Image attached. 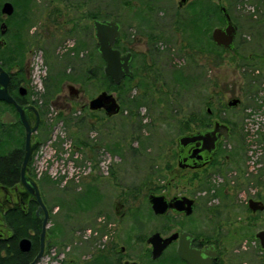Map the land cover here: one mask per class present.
<instances>
[{"label": "rangeland", "instance_id": "1", "mask_svg": "<svg viewBox=\"0 0 264 264\" xmlns=\"http://www.w3.org/2000/svg\"><path fill=\"white\" fill-rule=\"evenodd\" d=\"M77 1L61 0L49 7L48 13L55 7L61 11L59 25L45 20L32 25L8 24L5 38L10 44V49L4 54L11 56V43L21 40L22 54H25L26 58L25 66L31 70L29 88L35 95H51L53 98L49 117L54 128L51 142L45 149L47 152L45 159L57 152L58 160L62 162L52 169H48L45 162L37 170L41 169L43 174L50 172L52 176L65 175L69 178L71 175L76 176L77 172L79 175H88L74 184L71 180L67 183L61 182L58 186H53V189L45 187L46 202L53 211L49 226L54 235L53 243H59L64 262L84 258L87 260L92 255L94 248H98L97 241L101 237L90 233L88 229L93 226V229L99 228V224L104 225L100 222V219L102 221L104 219L103 215H97L98 211L93 210L92 206L87 207L83 212L74 198L72 199L71 194L70 197L64 195L58 197L60 190L74 185L76 193H80V187L91 181V176L101 177V191H104L103 195L107 197L105 200L107 210L105 208L103 210L108 215L115 218V209L110 208V205L120 191L127 189V208L134 212H129L133 215L130 214L127 221L128 229L137 216L142 220H148L146 204L148 192L144 190V182L154 173V175L167 174L166 166L172 159L171 155L176 151L177 139L193 126L196 119L200 121L202 117L208 124L220 121L232 127L231 140L221 144L222 150L229 151L226 154L230 155V159L224 161L222 151L221 162L216 160V166L202 174L204 181L207 180L214 188L208 191L218 198L212 206H207L223 209L221 217L223 234L225 237L229 235L227 238L229 242L226 241L223 246L224 264H264V254L260 252L259 243L254 241V235L264 231V211L253 214L248 208L250 199L264 203V186H258L254 181L256 176L264 173V143L259 141L256 148L248 142L257 128L253 122L264 124V0L214 1L226 7L240 26L234 51L208 48L206 54L192 52L193 58L189 61L190 58L182 53L179 46L182 36L175 33L174 44L162 49V51L169 49V52L164 53L168 56L162 59L166 62L160 82L163 87L154 94L162 97L164 103H160L153 109L154 111L152 110L153 116L148 119L144 117V125L153 124L152 132L150 126L137 129L139 127L137 117L129 116L130 112L136 113V109L132 107L135 106L137 88L130 89L129 100L133 102L128 103V108L122 111L129 113L126 114L127 122L121 120L125 115L106 121L102 115L93 117L88 110L81 112L80 105H84L102 91L120 97L119 87L118 89L108 87V83L103 78L105 64L93 49L96 40L92 22L82 16H87L89 12L94 14L99 12L100 19L111 18L120 23L124 21L126 24L129 19L124 17L126 15L124 0H93L90 6L87 4L83 7L79 6V10L74 7ZM179 1L167 0L164 11L160 9L158 13L148 15L149 26L157 30H161V27L168 28L170 32L182 31L178 29L177 23L175 27L171 26L169 17L175 14ZM253 10L262 19L261 32L259 36L256 35L257 38L252 36L253 31L249 29L252 15H255ZM185 14L186 11L182 13ZM73 20L79 21V24ZM215 22L210 23L215 26L224 23L221 20ZM74 23L79 25L78 33H75L76 29L71 30ZM82 40L85 51L80 55H74L72 51L75 44ZM68 53H70L69 57ZM10 59L9 57L7 61ZM189 64H192V74L203 72L201 76L204 85L188 88L189 90L173 85L170 88L166 87L172 80V71L175 68H187ZM60 69L63 73L66 72L61 78L58 77ZM250 80L253 82L252 85ZM133 83H136V78ZM68 86H74L84 92L80 96V101L69 98V105L63 104L64 98L69 95ZM234 99H239L241 103L236 108H229L227 104ZM165 108L170 113H167ZM208 109L212 111V115L207 113ZM1 111L3 105L0 104ZM59 113L65 117L64 120L59 119ZM169 123L171 126L167 129ZM109 135L110 145L113 148L114 146L118 148L121 144L126 147L124 162L116 160L114 155L111 157L107 155L104 147L109 143L107 139ZM124 136L125 143L122 140ZM92 144H95L94 147L90 146ZM258 148L262 149V155L257 151ZM133 149L138 151L131 152ZM141 150L143 153L140 152ZM116 180L119 183L117 188L114 184ZM103 185L107 187L104 189ZM61 201L66 206L58 207ZM57 225L62 226L63 238L56 236L59 229ZM152 229L153 225H147L142 235H147ZM146 249L147 246L144 245V251Z\"/></svg>", "mask_w": 264, "mask_h": 264}, {"label": "flooded vegetation", "instance_id": "2", "mask_svg": "<svg viewBox=\"0 0 264 264\" xmlns=\"http://www.w3.org/2000/svg\"><path fill=\"white\" fill-rule=\"evenodd\" d=\"M214 1L216 2V0H188L186 3H183V0H180L177 4L176 11H174L175 14L169 16L172 22L171 26L175 27L177 23L178 29L182 30L178 32L175 30L170 32L168 28L163 27H161V30H157L149 26L150 18L148 15L154 14L155 12L158 13L160 9L164 11V8L167 7V0H124V8H126V15L124 17L127 20L129 19L127 24L124 21L120 23L111 18L95 19L94 13L92 12H89L87 16L83 15L82 17H87L92 22L95 40L94 22L96 20L115 21L119 24L120 36L116 40L113 48L121 52L122 55H131L129 68L132 72V76H126L120 84H116L111 77L105 74L104 65V80L108 83V86L114 83L120 89V97L118 98L115 96L121 108L120 113L116 116L109 117L104 109L91 110V101L104 92L113 94L108 91H102L87 103L85 102L84 105H80L81 112L88 110L93 117L102 115V118H105L104 120L106 121L125 115L121 117V120L127 122L126 114L129 113L128 111L122 113V111L128 108V103L133 102L129 100L130 89L137 88L138 93L135 99V106L132 107L136 109V113L133 114V112H130L129 116L137 117V123L139 125L137 129H144L150 126L149 129L151 130L150 132H152L153 127L151 126L153 124L144 125V117L146 116V119H148V117L153 116L151 115L154 111L153 109L160 103H164L162 97L154 96V94L158 93V91H160L159 89L163 87L160 82L162 81L161 74L163 69H165L166 62H163L162 59L167 55L164 53L169 52V49L165 51H162V49L174 44L176 40L175 33H177V35L182 36V42L180 41L179 46H181L182 53H185L190 58L189 61H192V52L206 54L208 50L207 24L208 22L214 23L215 21H217L215 23H218L222 17L224 19L222 9L226 8ZM219 1L220 0H217V2ZM58 2H61V0H0V40L4 38L6 41V46L1 48L0 52L5 50L8 46V42L5 38L8 33V24L21 23L32 25L45 20L51 21L52 24L56 22V24L59 25L58 23L60 22H58V19L61 14L59 8L55 7L48 13L49 7ZM92 2L93 0H78L74 7L79 10V6L83 7L85 4L90 6ZM209 2L210 4H208ZM6 3H10L13 7V13L10 16L3 13V8ZM181 3L183 4L181 5ZM194 5H199L197 8H200V12L202 13L199 17L202 22V31L200 33H192L191 30V21L198 20L196 15L193 16L189 14L192 13V7ZM226 10L233 23L237 26V40L240 26L227 8ZM184 11H186V14L182 15ZM253 12L255 13L256 11L253 10ZM260 20L262 21L256 13L252 15V19L250 20L249 29L253 31L252 36H255V38H257L261 32L260 29L262 26L260 25ZM74 22H78L79 24V21ZM3 24L7 25L5 35H2ZM78 24L74 23L71 27L73 31L76 29L75 33H78ZM224 26L225 22L221 26H214L210 35L215 45L214 48L219 50L224 49L215 44L212 33L215 28ZM49 29L52 30L51 27H49ZM236 40L234 42V50H236ZM83 42V40L77 42L74 46V49L77 48V50H79V55L86 49ZM18 43V41L16 43H11L12 53L10 61H12V64L7 66L8 71L2 68L10 76L9 94L18 106L26 109L24 119L28 128L34 130L30 137L31 158L25 175L27 179L34 181L38 185L42 200L49 212L43 256L36 264H190L179 255V247L181 245L199 252L206 264H224L223 246L226 241L229 242V239H227L229 235L227 234V237H225L223 234L224 226L221 218L223 216V209L207 206H212V203L218 198L215 197L212 192L208 191H212L214 188L212 185L208 184L207 180L204 181L202 174L211 167H215L217 161L221 162L222 153H224V161L230 159V155L226 154L229 151L226 152L222 150L223 147L221 146L223 142L229 140L221 139L209 162L199 167L203 162H197V158L202 156L205 152L202 151L199 154H194L196 150L195 146H188L186 149H181V147H179V139L183 136L212 130L217 124L227 126L232 138V127L220 121H215L214 124H208L207 120L202 117L199 119L200 121L196 119L193 126L189 128V130L184 131L177 139L176 151L171 155L172 159L168 161L169 163L166 166L168 167L166 168L167 174L154 175V173L144 182V190L148 192L146 195L148 220H142L137 216L136 220H132V225L128 229L127 221L130 216L133 215L131 213L134 212L127 208V189L123 187L121 188H123L124 191H120L112 205H110V208L112 207V209H115V218H112L105 212V210H107L105 204L107 197L103 195L105 194L104 191H101V177L91 176V181L80 187V193L86 194V190H89L91 195H93L91 208L98 211L97 215H103L104 220L102 221L100 219V222L104 225L99 224V228L93 229V226L88 229L90 233H94L97 237L100 236L101 239L97 241L98 245L96 247L98 248H94L92 255L87 260L84 258L82 260L64 262L62 259V249L59 247V243H53L54 235L49 227L53 211L46 202L45 187L53 189V186H58L61 182L67 183V181L70 182L71 180L74 184L80 182L81 179L88 175H78L76 177H70V179L65 175L52 176L50 172L49 174H43V172L40 171L41 169L37 170V168L45 162L47 163L48 169L58 167L59 162H62V160H58L57 152L52 153V156L45 159V156H47L45 149L48 143L51 142L54 128L53 122H51L49 117L53 98L51 95H35L32 89L29 88L31 70L25 66V54H22L21 45ZM96 43L97 40L93 45V49L99 54L96 49ZM160 45H162V47H160ZM72 52L74 55L77 54L75 50ZM0 57L3 58V55L0 54ZM2 63L4 64V62ZM93 71L94 68L92 72ZM202 73L203 72H197L192 74V64H189L187 68H175L174 71H172V80L166 87L170 88L173 85V87L178 86L187 89H191V87L197 88L202 84L204 85L203 76H201ZM134 78H136L135 84L133 83ZM71 87L74 89H71ZM68 90L69 95H67L68 97H65L63 101V104L66 105H69V98L74 101H80L81 94H84L81 89H77L74 86H68ZM58 100H60V97ZM212 100L210 102H212ZM0 104L3 105V111L0 112L1 259H5L7 263L15 259L12 256H7L8 248H6L5 245L10 243L14 235L13 227L15 226L14 223L17 221V217H24L34 223H29L28 237L23 238L30 241L31 245L29 250L25 252L21 250L20 242L23 239L18 243L19 252L24 255L23 258L19 259H21V264H32L42 248L41 235L43 219L37 217L39 205L21 183L22 166L26 153L27 129L25 124L21 122V114L15 105L6 102H0ZM63 106L65 107V105ZM165 110L167 109L165 108ZM166 112L170 113L169 110ZM207 113L212 115L210 109L207 110ZM58 115H60V113ZM4 119H6V122H4ZM170 124L171 123L167 124V129H170ZM181 126L183 127V125ZM134 132L136 133L137 131L135 130ZM107 139L109 143L104 147L107 155L109 157L114 155L116 160L121 163L124 162L127 154L124 144H121L118 148L114 146V149L112 145H110V135ZM122 140L125 143L126 137L124 136ZM94 145L95 144H92L90 146L94 147ZM122 147L125 148L122 149ZM197 149L200 150L201 148ZM135 151L138 150H131V152ZM140 152L143 153L142 150ZM113 179L117 178L113 177ZM114 184H116V188L119 185L117 180ZM75 187L74 185L66 187L67 189L63 187L58 197H60V195L63 197L65 192H71V188ZM106 187L107 185H103L104 189ZM151 196L162 197L165 200L168 208L164 214L157 215L154 212L149 203V198ZM191 201L193 202L192 207ZM60 206H62V203L58 205V207ZM104 208L105 210H103ZM33 217H35V220ZM147 225H153V229L150 230L147 235L143 236L142 231L145 230ZM57 226L59 229H57L56 236L63 238L62 226ZM256 234L254 235V241L258 242L260 246V242L255 239ZM154 235H159L163 240H171L170 245L157 259L153 258V247L152 244L149 243V240ZM93 243L95 244V242ZM144 245L147 246L146 251H144ZM260 252L263 253L264 251L260 249Z\"/></svg>", "mask_w": 264, "mask_h": 264}, {"label": "water", "instance_id": "3", "mask_svg": "<svg viewBox=\"0 0 264 264\" xmlns=\"http://www.w3.org/2000/svg\"><path fill=\"white\" fill-rule=\"evenodd\" d=\"M188 0H183L186 3ZM181 3V5L183 4ZM224 16V27H217L213 30L212 38L215 44L222 47L225 51H234L237 35V26L233 23L229 13L226 8L222 9ZM3 13L10 16L13 13V7L10 3H6L3 8ZM95 37L97 40L96 49L98 50L101 58L105 62L104 72L107 76L111 77L116 84H120L121 81L126 76H132V72L129 68V63L131 60V55H122L121 52L114 49L113 46L116 40L120 36V26L115 21H99L94 22ZM7 25H2V35L6 34ZM6 46V41L4 38L0 40V49ZM9 74L0 67V102H6L16 106L17 110L21 114V122L25 124L27 129V143H26V153L22 166V178L21 183L26 189V191L36 200L39 205L37 212V217L43 219L42 235H41V252L36 257L32 264H36L38 260L43 256L44 246H45V236L49 220V212L42 200L40 190L38 185L26 178V169L31 158V148H30V137L34 130L28 128L26 121L24 119L25 108H21L16 104L14 99L9 94ZM71 89H74L71 87ZM241 101L239 99H234L230 101L227 106L229 108H236ZM91 110H101L104 109L107 116L113 117L120 113V105L118 104L115 96L109 93H102L97 98L90 103ZM6 122V119H4ZM221 139L230 140L231 135L229 128L225 125L217 124L214 129L208 131L198 132L192 135L183 136L179 139V147L181 149H186L188 146H195L196 150L194 154H199L200 152H205L202 156L197 158V162H203L205 165L209 162L212 154L216 151L218 143ZM197 148H201L200 150ZM149 203L157 215L164 214L168 208L165 200L161 197L151 196L149 198ZM191 207L193 202L191 201ZM248 208L253 213L263 212L264 203L262 201H257L250 199L248 201ZM255 239L260 242V249L264 251V231H260L256 234ZM171 240H163L159 235H154L149 243L152 244V255L154 259H157L162 255V253L170 245ZM30 241L23 239L20 242V248L22 251H28L30 248ZM180 257L189 262L190 264H206L202 259L199 252L190 249L187 246L181 245L179 247Z\"/></svg>", "mask_w": 264, "mask_h": 264}, {"label": "trees", "instance_id": "4", "mask_svg": "<svg viewBox=\"0 0 264 264\" xmlns=\"http://www.w3.org/2000/svg\"><path fill=\"white\" fill-rule=\"evenodd\" d=\"M199 5H194L192 7V15H196L198 17V20H193L191 21V27H192V33H200L202 31V22L200 21L199 17L202 15V13L200 12V8H197ZM94 18L95 19H100L101 18V15L99 12L95 13L94 14ZM221 21L224 22V19L223 17L221 18ZM224 24V23H223ZM215 25H212L210 22H208L207 24V34H208V48H211V49H214L215 45L214 43L212 42V39H211V32H212V28L214 27ZM19 40V39H18ZM20 46V48L22 49L23 48V42L21 40H19V43H18ZM10 44H8L7 48L5 50H2L0 52V54L3 55V58L0 57V66L3 67L5 70L8 71V68L7 66L12 64V61H7V59L10 57V56H5L4 54L7 53L6 51L10 49ZM75 52L77 53L76 55H79V50L74 49ZM12 53V52H11ZM71 53V52H70ZM70 53H68V57L70 55ZM8 57V58H7ZM4 62V64L2 63ZM66 72L63 73V71H61V69L59 70V74H58V77H62V76H65ZM103 74V78H105L104 76V73ZM250 84L252 85L253 82L250 80L249 81ZM110 88L112 87H115L118 89V87L112 83L110 86H108ZM59 119L60 120H64L65 117L62 116V115H59ZM259 141L263 142L264 143V133H262L260 135V139ZM263 145V144H262ZM263 150H264V145H263ZM264 173L262 172L261 174H259L258 176L255 177V182L256 184L259 186H264ZM251 182V181H250ZM76 187L75 188H71V192H65L64 194V197H70V194L72 195V199L74 198V200L76 201V203L78 204V206L81 208V210L84 212L86 211L85 209L87 207H90L91 204H92V200H93V195H91L90 191L86 190V194H82V193H79V194H76ZM77 197V198H76ZM62 203V206H66L64 202H61ZM34 220H35V217H33ZM29 223H34L32 221H29L28 219H25L24 217H17V221L14 223V235L12 236L11 238V241L9 244L5 245L6 248H8V252H7V256L10 257H14L15 259H13V261H11L10 263H7L5 259H1V252H0V264H21V259L19 258H23L24 255H22L20 252H19V249H18V243L21 239L25 238V237H28V229H29ZM9 245V246H8ZM2 248V246H0V249ZM264 254V252H263Z\"/></svg>", "mask_w": 264, "mask_h": 264}, {"label": "built area", "instance_id": "5", "mask_svg": "<svg viewBox=\"0 0 264 264\" xmlns=\"http://www.w3.org/2000/svg\"><path fill=\"white\" fill-rule=\"evenodd\" d=\"M255 123V126H257L256 130L252 133L251 135V138H249L248 142L251 143V146L252 147H256V144L259 142V139H260V135L262 133H264V124H261V123H257V122H253ZM254 125V124H253ZM261 155H262V149L261 148H258L257 150ZM260 166V165H259ZM79 175V172L76 173V176ZM74 175H71V177H76Z\"/></svg>", "mask_w": 264, "mask_h": 264}]
</instances>
